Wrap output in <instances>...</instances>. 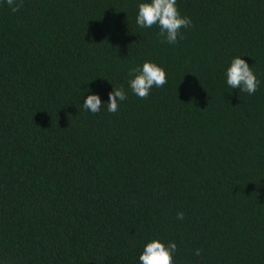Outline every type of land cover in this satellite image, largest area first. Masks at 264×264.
Instances as JSON below:
<instances>
[{
	"label": "trees",
	"instance_id": "1",
	"mask_svg": "<svg viewBox=\"0 0 264 264\" xmlns=\"http://www.w3.org/2000/svg\"><path fill=\"white\" fill-rule=\"evenodd\" d=\"M142 2L0 0V264H139L153 239L175 264H264V0H176V44ZM235 57L255 94L227 85ZM145 61L167 83L140 99Z\"/></svg>",
	"mask_w": 264,
	"mask_h": 264
},
{
	"label": "clouds",
	"instance_id": "2",
	"mask_svg": "<svg viewBox=\"0 0 264 264\" xmlns=\"http://www.w3.org/2000/svg\"><path fill=\"white\" fill-rule=\"evenodd\" d=\"M13 13L18 12L23 7V0H5ZM136 24L140 28H152L157 26V35L162 38L163 43L176 44L179 39H183L182 28H188L192 21L187 16H182L177 8L176 0H145L138 5ZM133 78L129 80V87L133 94L140 99H147L153 87L160 88L167 83L165 70L151 61H145L142 67H136L129 71ZM227 85L231 89L249 95L255 94L258 90L260 81L257 79L252 67L240 57L231 60L230 66L226 71ZM127 99L124 88H113L108 94L107 111L116 113L120 103ZM105 104L96 94L88 95L84 100L82 108L91 114H97ZM178 220L184 219V213L177 212ZM177 245L169 242L165 245L158 239L148 242L139 256V264H175L174 256ZM196 256L201 255V250L195 251Z\"/></svg>",
	"mask_w": 264,
	"mask_h": 264
}]
</instances>
